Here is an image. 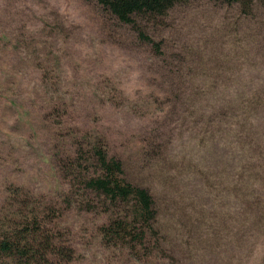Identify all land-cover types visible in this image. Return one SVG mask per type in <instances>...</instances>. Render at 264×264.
<instances>
[{
    "label": "rangeland",
    "instance_id": "obj_1",
    "mask_svg": "<svg viewBox=\"0 0 264 264\" xmlns=\"http://www.w3.org/2000/svg\"><path fill=\"white\" fill-rule=\"evenodd\" d=\"M86 133L150 189L161 239L136 259L103 243L105 213L61 207L70 264H264L261 8L188 0L136 25L96 1L0 0V216L16 186L59 207L56 161Z\"/></svg>",
    "mask_w": 264,
    "mask_h": 264
},
{
    "label": "trees",
    "instance_id": "obj_2",
    "mask_svg": "<svg viewBox=\"0 0 264 264\" xmlns=\"http://www.w3.org/2000/svg\"><path fill=\"white\" fill-rule=\"evenodd\" d=\"M88 1H96L120 22L137 25L139 19L158 21L188 0ZM220 1L237 5L246 15L256 7L264 11V0ZM143 30L140 37L150 42L156 53H162V42ZM71 146L72 153L56 161L70 186L59 207L23 187L9 189L7 207L0 216V264H70L76 251L56 221L61 207L72 206L106 214L107 223L100 231L107 247H124L126 254L136 259L157 255L159 250L154 245L161 239L160 217L150 189L126 178L122 160L109 156L100 136L83 134Z\"/></svg>",
    "mask_w": 264,
    "mask_h": 264
}]
</instances>
